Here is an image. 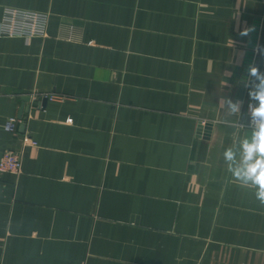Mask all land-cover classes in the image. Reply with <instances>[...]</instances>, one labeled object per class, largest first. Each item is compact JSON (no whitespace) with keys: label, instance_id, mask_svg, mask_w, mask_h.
<instances>
[{"label":"crops","instance_id":"obj_1","mask_svg":"<svg viewBox=\"0 0 264 264\" xmlns=\"http://www.w3.org/2000/svg\"><path fill=\"white\" fill-rule=\"evenodd\" d=\"M7 9L48 26L0 37V157H22L0 174V264H264V203L236 176L262 163L241 126L264 0H0V23Z\"/></svg>","mask_w":264,"mask_h":264},{"label":"built area","instance_id":"obj_2","mask_svg":"<svg viewBox=\"0 0 264 264\" xmlns=\"http://www.w3.org/2000/svg\"><path fill=\"white\" fill-rule=\"evenodd\" d=\"M48 26V18L44 15L28 11L7 9L4 18L0 23V37H26L36 38L45 37ZM18 127V121L12 118L6 125V130L15 133ZM250 129L255 128L253 118L251 117L247 125ZM22 167V157L14 151H7L0 157V174L13 173L19 174Z\"/></svg>","mask_w":264,"mask_h":264},{"label":"clouds","instance_id":"obj_3","mask_svg":"<svg viewBox=\"0 0 264 264\" xmlns=\"http://www.w3.org/2000/svg\"><path fill=\"white\" fill-rule=\"evenodd\" d=\"M249 31L250 29H244L240 32V35L247 36ZM249 75L257 78L260 84L256 86L254 91L249 93L250 98L257 101L258 105L255 107L251 104L249 105L255 128L251 141H245L243 147L251 159H261L262 163L247 169L243 174L237 173L236 176L237 179L245 184L250 182L255 185L257 198L264 203V156L260 154L261 145H264V89L260 87V85H264V75H261L259 69L255 66L249 68ZM227 103L232 111L239 110L238 103H233L230 100ZM229 156L230 154L226 153V158Z\"/></svg>","mask_w":264,"mask_h":264},{"label":"water","instance_id":"obj_4","mask_svg":"<svg viewBox=\"0 0 264 264\" xmlns=\"http://www.w3.org/2000/svg\"><path fill=\"white\" fill-rule=\"evenodd\" d=\"M262 89H264V85H262Z\"/></svg>","mask_w":264,"mask_h":264}]
</instances>
